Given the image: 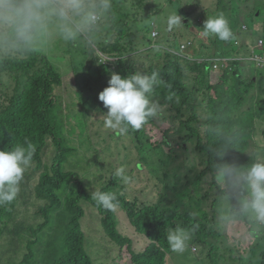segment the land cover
<instances>
[{
    "label": "trees",
    "instance_id": "trees-1",
    "mask_svg": "<svg viewBox=\"0 0 264 264\" xmlns=\"http://www.w3.org/2000/svg\"><path fill=\"white\" fill-rule=\"evenodd\" d=\"M234 3V0H220L219 10L220 7L224 8L220 13L226 14L227 4L236 8ZM121 5L117 0H112V12L106 18V24L99 23L95 27L105 29L104 40L95 44L96 49L88 44L92 54L88 59H85L87 50L80 47L84 59L75 58L73 67L78 68L81 63L85 65L89 62L90 72L98 74L107 87L109 80L106 77L114 71L112 65L100 63L99 55L102 53L116 59L112 64L122 76L135 71L156 72L164 81L151 94V99L159 102V113L148 118L139 129L128 127L126 131L115 132L112 136H130L141 159L138 166L148 170L151 178L157 181V187L153 196L146 197L145 192H142L143 197L138 196L128 188L121 176L113 172L101 191L116 193L118 206L124 208L137 232L150 242L143 253L131 250L133 264H168V256L173 253L167 237L181 219H186V227L192 229L193 244L199 250L198 255L192 253L193 258L189 259L198 263L205 257L211 264H231L234 249L221 253L219 245L220 240H227L230 218L228 213L225 216L222 214L219 207L221 199L226 197L229 200L231 214L247 226L262 227L264 234V225L238 213V200L243 193H232L227 184L219 179L216 168L220 163L243 167L252 162L254 154L250 153V148L255 137V122L258 118L264 121V87L258 88L255 79L245 75L242 63H234L231 70H223L216 85L211 82V70L207 65L180 60L168 53L159 52L150 56L149 62L140 64L144 59L138 58L137 53L143 43L140 44L135 36L141 21H145L144 28L150 33L156 15L153 17L154 13L149 10L151 6L148 0H136L133 12ZM257 16H263L261 33L264 36V1L259 0L251 14L252 28ZM230 20L232 29L236 31L240 23L235 18ZM196 24L200 25V22L197 20ZM184 26L192 30L190 22ZM175 32L184 37L183 32ZM178 33L174 36L178 37ZM177 37L176 47L179 46ZM241 40V48L235 46L233 40L224 42L216 36L211 43L215 52L219 50L218 46L225 45L222 56L232 57L238 51L243 52L246 33H243ZM199 43L196 57L208 52L207 45ZM72 49L70 47L69 51ZM63 84L64 76L45 53L33 46L5 52L0 44V150L30 144L35 148L30 166L45 172L41 173L36 188L21 187L11 203L0 205V241L4 240L6 245L15 248V238L27 252L22 260L17 261L18 264H39L42 261L49 264H94L85 248L86 239L81 224L85 215L81 203L86 201L99 210L107 237L122 248L133 249V240L118 231L115 208L105 209L98 205L79 170H67L66 165L72 162L79 149L71 139L72 132L67 133V118L55 95L57 87ZM81 113L84 117L90 115L85 103ZM82 122L80 130L84 134L85 118ZM161 122L171 123L162 138L158 137ZM85 144H89V140ZM50 148L51 161L45 163L44 157ZM189 153L194 154L192 163H189ZM177 162L180 163L175 164ZM182 167L188 169L183 177ZM208 175L212 176L211 181L202 187ZM139 178L140 175L135 174L134 179ZM70 181L79 184L78 194L66 202L61 191ZM189 198L193 203L199 200L194 215L191 212L183 214L179 209L181 201ZM27 203H30L28 207H35L36 216L43 221L36 222L35 216L23 215L16 226L9 229L11 219H16ZM66 205L74 213L66 237L61 242L48 239L47 234L51 236L56 229L53 214L59 212L64 215ZM206 205L211 211L207 210ZM219 216H222L221 221ZM251 230L258 240L256 230ZM262 238V244H257V240L254 245L248 246L242 239L238 242L239 248L236 246L235 250L243 252L238 257L240 264H264V236Z\"/></svg>",
    "mask_w": 264,
    "mask_h": 264
},
{
    "label": "clouds",
    "instance_id": "clouds-1",
    "mask_svg": "<svg viewBox=\"0 0 264 264\" xmlns=\"http://www.w3.org/2000/svg\"><path fill=\"white\" fill-rule=\"evenodd\" d=\"M218 5L220 6V0L217 6ZM219 6L216 7V11L219 14L212 17L213 14L208 13L207 19L204 23H200V25H198H202V31L199 33L202 38L197 37V33L193 29L195 23L188 17H185L187 21L183 23H191L192 30L190 32L192 35L189 33L188 35L183 34L184 37L180 34H178V37L174 36V34L178 33L175 31L182 32L177 28L184 26L182 23L183 17L177 12L178 7L174 11L170 12L166 19L167 28L165 29L169 31L173 30L174 32L172 40L168 36H164L163 40H157L161 32L159 31L161 27L157 26V16L152 22L151 32L146 34L148 36L147 40H143V38L139 36V32L142 27H138L136 40L140 41V44L143 42L145 43L141 45V50L137 53V57L140 58L141 55L143 56L144 52L142 51V48L146 45L149 48L147 54L150 55H156L159 52H162L163 54L168 53L180 60L207 65L209 70H211V82L213 85L219 83L223 70H231L233 68L232 64L242 63L245 75L247 77L252 76L255 79L258 88L261 86L264 87V36L263 33H261L263 30V21L261 22V27L256 28V20L260 17L263 18V16L256 17L253 28L250 25L251 20H240V26L235 31V29H232L230 19H234L233 16L238 15V12L236 15L234 12H227L226 14H223L220 13ZM220 9L223 10L224 8L220 7ZM228 10L235 11L236 8L228 5ZM111 12L112 0H97L96 3L92 4H89L87 0H0V44H2L5 52H11L13 50H18L20 47L30 48L32 45L37 43L40 38L47 37L53 33L66 40L75 39L77 36L82 34L85 40L87 38L90 46L96 49L95 44L89 41L91 36L90 34L93 33L95 35L97 42L101 41L100 37L95 33L102 30V28L98 27L95 29V27L99 23L105 25L106 18L111 16ZM236 21L238 20L236 19ZM143 29L147 30V28ZM90 31L93 32L91 33ZM243 33H246V40H243L244 46L241 50L243 52L238 51L235 55H232V57L226 55L222 56V52H224L222 50L209 52V50L213 49L211 40L215 36L220 41L224 42L233 40L235 46L241 48L243 45L241 40V37L243 38ZM175 37H177L179 41L178 47L175 46ZM203 38H209L208 43L205 42ZM162 41L164 44H161ZM199 42H203L208 47L209 53L207 52L202 55V57L195 56V51L200 49ZM85 49L87 50L86 58L88 56L91 58L92 54L89 47H85ZM99 56L101 57L100 63L103 65L111 66L113 65L112 62L116 60L115 58H110L102 53ZM249 63L252 64L251 67L249 66ZM80 66L81 67L75 68L77 78L84 76L83 69L86 68L87 63L85 65L81 63ZM80 71L82 72V75ZM215 73L219 74L216 82L212 79V76ZM99 79H101L100 76ZM106 79L109 80L108 86L105 87L98 95L99 101H101L104 107L107 108L106 114H103L106 127L122 132L126 131L128 127L139 129L146 123L148 118L154 117L159 113V102L151 99V94L154 89L164 84V81L159 78L158 73L152 72L151 74H148L142 71H135L134 73L122 76L119 73L113 72L111 75L109 74ZM257 121L259 120L257 119L255 122V137L252 139L251 148L254 144V140L257 139L258 131L264 135V131L257 130ZM251 148L250 153L254 154V156L252 157V162L248 166L238 167L229 163H220L217 165L216 171L219 179L227 184L232 193H243L238 200V213L245 217H251L257 224L264 225V156L258 155L256 152L257 149L252 152ZM50 151H52L51 148ZM34 153L35 148L30 144L27 147L17 145L11 150H0V205L11 203L19 194L21 187L34 189L39 184L40 175L44 171H37L35 166L34 168L30 166ZM50 161L51 156L45 163H49ZM116 175L121 176L125 182H129L133 173L129 180H127V177L130 174L127 177L123 176V170H118ZM183 176L184 175L181 177ZM211 177V175H208L203 180L202 187L207 182L211 181ZM108 179L109 177L106 178L104 184L108 183ZM35 180H37L38 183L36 182L33 185V181ZM128 182L126 184L130 189ZM102 187L100 190H94L91 193V196L96 203L105 209L120 207L118 206L119 200L116 193L101 191ZM207 190L209 189L207 188ZM83 203L84 202L81 203L82 206ZM86 203L89 202L86 201ZM181 204L182 205L179 209L182 210L183 214L191 212L194 215L199 204V200H197L196 203H193V201L189 198L181 201ZM224 205L227 208L226 213L230 215L228 225L236 221H241V219L231 214V203L226 197L221 199V204L219 205L221 210ZM92 206L95 207L94 205ZM208 208L209 207H207V210L211 211ZM22 216L23 213H19L16 219L12 218L8 226L9 229L16 226ZM35 217L37 218L39 216ZM219 219L221 221L222 216H219ZM38 222H42V219L39 218ZM185 223L187 224L186 219H181L180 222H176L175 228L169 231L167 237L168 243L173 251L182 253L187 247V242L191 240L194 247L193 253H195L197 248L195 244H193V231L192 229H189V227H186ZM243 224L247 227V234L249 237L247 235H243L236 241L235 245L225 249H223L221 245H224L227 240H220L223 241V243L220 244L222 249L221 253L230 248L234 249V256L231 264H240L238 257H241L243 252L240 253L236 251L235 248L236 246L239 248L238 242H240L243 237L251 239V245L256 243L257 237L251 229L254 228L256 230L258 235L257 244L260 242L261 244L263 243L262 237L264 234L262 233V227L251 225H248V227L244 222ZM14 240V243H16L17 246L21 245L19 240L15 238ZM149 244L150 242L148 241L147 246ZM134 245L133 249L118 246L122 249V251L126 248L129 249L131 256L130 264H133V255L131 250L135 252ZM147 246L145 247L146 249ZM145 250L137 253H143ZM205 260L206 264H211V261H207V259ZM113 263L116 264V261H113Z\"/></svg>",
    "mask_w": 264,
    "mask_h": 264
},
{
    "label": "rangeland",
    "instance_id": "rangeland-1",
    "mask_svg": "<svg viewBox=\"0 0 264 264\" xmlns=\"http://www.w3.org/2000/svg\"><path fill=\"white\" fill-rule=\"evenodd\" d=\"M122 4V7L127 9V11H134V3L136 0H117ZM264 1V0H262ZM89 4L96 3L97 0H87ZM236 10H228L227 12H238V15L233 16L236 18L238 23L240 20H251V14L257 8L259 0H234ZM219 0H148V5L151 7V10L154 15L157 16V26L161 27L159 29L160 36L157 40H163L164 36H168L172 40L173 30H165L167 28L166 19L170 12L174 11L177 7V12L183 17L182 23L187 21L185 17H188L192 20L194 25V30L197 33L198 38H202L199 33L202 31L201 26L196 24V21L201 24L207 19V15L213 14L212 17L219 14L216 10ZM230 5V4H228ZM252 7V10H251ZM254 9V10H253ZM251 10V11H250ZM221 11V10H220ZM205 12V13H204ZM226 12V13H227ZM185 18V19H184ZM105 20V19H104ZM263 18L256 20V28L261 27V22ZM145 21H141L142 29L139 32V36L143 40H147V31L144 28ZM184 24V23H183ZM185 25V24H184ZM175 29V28H173ZM181 30L185 35H192L188 28L182 26L177 28ZM106 31L103 28L102 30L97 31V34L100 37V40L103 41L105 38ZM179 34V33H178ZM136 38V36H135ZM205 42L208 43L209 38H203ZM92 43L96 44V37L92 33L90 40ZM144 43V42H143ZM87 38H83L82 34L77 36L75 39L66 40L61 36L53 33L47 37H42L38 40L37 43L32 45L39 51L45 53L50 61L56 66L61 75L64 76V85L57 87L55 95L58 99V104H60L61 111L65 113L67 118V133L72 132L71 139L74 141L76 147L79 149V153L75 157H72V162L66 165L67 170L76 168L79 170L82 178L90 186V191L100 190L104 184L107 177H110L113 172L118 170H123V176H128L133 173L131 180L128 182L130 185V190L136 193L138 196L143 197L142 192L146 193V197L154 195V189L157 187V181L152 179L148 170L142 169L138 166V163L141 161L139 159V153L135 143L132 141L130 136L124 135L121 138H115V132H122L119 130H114L106 127L104 121V115L107 112V108L104 107L103 103L99 101V93L106 87L104 80L99 79L98 75H94L90 72L88 68L89 62H87L86 68L83 69L84 76L77 78L75 71V58L79 60L84 59L83 49L88 46ZM161 44H164L162 41ZM73 47L72 51H69V48ZM82 47L83 49H81ZM148 47L145 45L142 48L144 60L140 64L146 63L151 59L148 55ZM218 49L224 51L225 46H218ZM216 49H211L209 52H215ZM88 56L86 59H88ZM105 61V59H104ZM103 62V61H102ZM252 64L249 63L251 67ZM249 70V69H248ZM112 71H115V65H112ZM81 75L82 72L80 71ZM111 75V74H110ZM219 74L215 73L212 76L214 82L217 81ZM110 78V76H109ZM84 103L86 108L90 111L89 117H84L81 113ZM84 113V112H83ZM86 124H84L85 133L82 134L80 130V125H83L84 118ZM257 121V130L264 131V121ZM170 122V121H169ZM161 132L158 134L160 138L163 137L165 130H169L171 123L161 122ZM89 140V144H85ZM257 149V150H256ZM252 152L256 150L257 154L264 156V135L258 131L257 139L254 140V144L251 148ZM52 151H47L45 156V162L48 161L51 156ZM189 163H192L194 160V154L189 153ZM75 158V159H73ZM185 156L182 158L183 162ZM47 160V161H46ZM177 162L175 164H179ZM143 170V171H142ZM183 175L188 172V169L185 167L181 168ZM135 174L140 175V178L134 180ZM38 183L37 180L33 181V185ZM79 184L75 181H70L65 184L61 191L63 199L68 202L69 199L75 197L78 194ZM223 202V201H222ZM30 203H27V206L23 205V210L19 211L23 215L36 216L35 207L30 206ZM83 206L85 208V215L82 218V230L85 234V248L89 256L92 258L94 264H112L113 261H116V264H130L131 256L129 249L126 248L124 251L114 242H112L107 235L105 234L101 215L96 207H93L91 204L84 202ZM66 213L61 215L53 214L55 217V231L50 236L47 234V238L55 239L57 242H61L67 235L68 225L71 222V219L74 213L65 206ZM227 208L224 205L222 213L226 215ZM36 218V222L38 219ZM115 218L117 221V228L123 233L126 237L134 240V250L136 252H142L145 250L148 241L145 237L140 236L135 228L130 222V218L127 212L122 207H115ZM42 219V218H41ZM43 221V219H42ZM249 227V226H248ZM227 241L224 245H221L223 249L232 247L236 244V241L239 240L243 235L247 234V227L241 221H236L227 226ZM242 241L246 246L251 244V241L248 238H243ZM0 264H18V260H22V257L26 253L25 247L19 245L15 248H11L6 245L4 240L0 241ZM223 241L219 242V245ZM8 246V247H7ZM58 247H61L60 244H57ZM39 246L38 248H40ZM192 241L187 242V247L181 252H175L171 248L172 255L168 256V264H206L205 257H203L198 263H195L192 259L193 251ZM197 251L194 254L198 255ZM9 251V252H8ZM40 264H49L42 261ZM115 264V263H113Z\"/></svg>",
    "mask_w": 264,
    "mask_h": 264
}]
</instances>
